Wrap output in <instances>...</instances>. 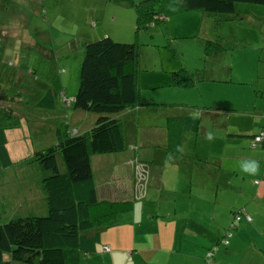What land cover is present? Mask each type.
Listing matches in <instances>:
<instances>
[{"label": "crops", "instance_id": "1", "mask_svg": "<svg viewBox=\"0 0 264 264\" xmlns=\"http://www.w3.org/2000/svg\"><path fill=\"white\" fill-rule=\"evenodd\" d=\"M179 27L174 24L167 29ZM195 34L204 36L201 32ZM263 38L238 37L237 44L241 47L230 51L223 66L219 64L227 54L203 55L204 67L200 71L195 70V75L187 72L191 69L185 71L194 81L190 87L174 86L173 76L170 79L144 76L146 83H143L140 80L143 73L137 74L142 89L153 92L157 88L168 89L156 98L152 97L154 93L141 94L143 100L152 101V97L165 109L134 107L128 111L130 117L123 129L127 149L121 154L129 153L131 158L139 155L152 164L149 187L144 200L133 201L131 158L122 162L117 155L109 156L116 166L97 187L98 198L115 208L130 206L117 215L113 227L101 233L96 251L83 264H264V145L251 148V138L264 124V86L252 88L261 79ZM253 51L258 52V60ZM2 59L1 55L0 62L5 61ZM176 68L173 66L171 70ZM204 72L207 74L203 76ZM176 112L183 113L180 153L158 151V147L167 145L168 116ZM70 119L73 127L83 131L86 121L90 122L89 117L76 112ZM148 124L152 126L150 130ZM26 128L23 124L15 138L19 149L9 152L12 162L15 158L27 160L29 157L24 155L28 152L30 156L34 154L33 145L25 148L21 143L28 134ZM223 132L227 133L226 139L221 137ZM137 140L138 149L131 151L130 145ZM6 149L10 150L9 137ZM20 149L23 151L18 153ZM233 163L252 175L240 172L247 176L246 180L233 177L229 181L225 169ZM239 211L241 219L226 235L233 213ZM104 247L108 251L99 252ZM208 253L212 256L207 259Z\"/></svg>", "mask_w": 264, "mask_h": 264}, {"label": "trees", "instance_id": "2", "mask_svg": "<svg viewBox=\"0 0 264 264\" xmlns=\"http://www.w3.org/2000/svg\"><path fill=\"white\" fill-rule=\"evenodd\" d=\"M0 1L10 4L12 1L19 3L24 0ZM125 1L135 10L136 34L165 20L160 11H152L148 7L154 0H140L138 3L133 0ZM239 3L264 6V0H181V7L184 11H201L210 16L232 14L235 12V5ZM221 52L218 44L209 41L205 43L206 56ZM138 58L136 44L118 43L105 35L84 44L79 87L69 103L62 100V89L59 92L57 89H45L42 99L35 104L37 110L31 111L33 108L24 104L21 94L15 97L1 90L0 116H6V120L0 123V161L3 168H10L13 164L6 150L8 137L22 131L23 118L27 127L25 130L29 134L31 128L35 129L33 122H36L38 132L46 131L45 134L52 137L50 142L57 141L26 160L29 164H38L45 213L40 209L25 211L24 208L30 205L31 199L21 203L20 207L13 206V211H0V264H80L96 251L101 233L115 225L117 215L129 209V204H124V209L115 208L114 204L99 200L97 187L105 182L106 175L112 173L115 163L105 162L113 167L97 182L92 159L100 155L116 156L126 152L124 130L119 119L121 112L137 106H149L152 110L165 109L152 101L140 103ZM29 74L33 79L36 77L34 70L29 71ZM172 76V83L176 87H190L194 84L184 71L173 73ZM18 82H21L19 78ZM61 101L66 105L65 110L89 117L90 127L81 132L73 127L75 124L64 113L59 115L57 110ZM37 111L43 113L46 120L43 117L38 121ZM23 114L30 116L29 121ZM52 114L58 117V122L49 121L48 116ZM170 115L167 121V145L156 148L158 151L179 154L182 146L183 113ZM9 117L14 119L11 123L7 121ZM263 130L264 124L251 138V143ZM137 143L139 140L128 146L129 149L136 151ZM263 145L264 139L254 148ZM59 159L62 168L59 166ZM142 159L135 155L129 160L133 161V184L136 165L143 164L148 170L145 194L138 200L133 198L136 202H141L146 197L151 175L152 164ZM235 227L236 224H232L226 235Z\"/></svg>", "mask_w": 264, "mask_h": 264}, {"label": "rangeland", "instance_id": "3", "mask_svg": "<svg viewBox=\"0 0 264 264\" xmlns=\"http://www.w3.org/2000/svg\"><path fill=\"white\" fill-rule=\"evenodd\" d=\"M133 1L138 3L140 0ZM148 7L152 11H160L165 16V20L136 34V13L125 0H24L19 3L12 1L10 4L0 1V56L5 59L0 62V94L2 91L6 94L11 93L15 97L21 94L24 104L26 106L29 104L33 108L31 111H34L37 110L35 104L42 99L45 89L51 91L62 89L64 98L60 97V99L69 103L79 87V70L84 57V44L105 35L118 43L137 45L138 75L143 73L140 77L143 83H146L144 76L170 79L173 73L185 72L188 69L191 70L187 72L195 75L197 73L195 70L200 71L201 67H204L203 55L205 57L216 55L212 53L209 56L205 55L207 41L220 46L222 52L218 55L227 54L225 61L219 64L223 66L229 60L230 51L241 47L237 44L238 37L245 38L251 35L256 40L264 37V6L261 5L239 3L235 5V12L232 14L210 16L201 11H184L181 0H154ZM174 24L180 27L174 30L167 29V26L172 27ZM1 25H5L6 28ZM198 32L204 36L198 37L195 34ZM253 52L258 60V52ZM173 66L177 68L171 70ZM181 66L185 70L181 69ZM31 70L35 72L34 79L29 74ZM206 74V72L202 73L203 76ZM259 76L261 79L255 82L253 90L264 86V63ZM18 78L21 82H18ZM139 88L140 95L154 93L152 96L154 98L156 95L161 97V94L168 90L157 88L153 92ZM152 97H150L152 102L159 103ZM63 101L58 103L57 113L59 115L64 113L70 119L74 112L65 110L66 105ZM148 102L150 101H145L141 97V104ZM23 115L29 121L30 116ZM43 117L46 120L45 115ZM129 117L128 111L119 114L123 129L126 128L125 124ZM39 118L41 119L42 115H38ZM48 119L56 121L58 117L52 115L48 116ZM4 120L6 116H0V123ZM13 120L11 117L7 119L8 123ZM86 122L88 124L84 128L87 129L91 121ZM22 123L25 124L24 118ZM33 124L35 129L31 128V134L24 135L21 143L25 148L33 145L31 150L36 154L57 140L50 142V137L45 134L46 131L38 132V124L36 122ZM138 124L139 122H136V126ZM151 127V124H148L149 130ZM79 131L83 130L79 129ZM17 134L15 132L9 137L10 150L6 149L8 154L19 149L15 141ZM226 135L227 133L223 132L221 137L226 139ZM244 149L252 151L249 148ZM22 151L20 149L18 153ZM30 154L31 152H28L24 156L30 158ZM109 156L111 155H100L92 159L93 173L97 182L113 167L112 164H105L107 161L111 162L107 159L110 158ZM117 156L122 162L128 157L131 158L129 153H119ZM20 159L15 158L10 168H3L0 161V211L5 213L13 211V206L20 207L21 203L31 199L32 202L29 206H25L24 210L34 212L40 209L45 213L38 164H29L26 159ZM58 163L62 168L60 159ZM129 164L132 167L133 161ZM234 164L236 163L225 169L229 173V181H233V177L246 180L247 176L238 174L240 172H247L248 176L252 175L251 171ZM5 216L8 217L7 214ZM5 259L9 260L7 256Z\"/></svg>", "mask_w": 264, "mask_h": 264}, {"label": "built area", "instance_id": "4", "mask_svg": "<svg viewBox=\"0 0 264 264\" xmlns=\"http://www.w3.org/2000/svg\"><path fill=\"white\" fill-rule=\"evenodd\" d=\"M264 139V130L259 133L258 136H256L251 143V148H254V146L258 143H260ZM135 174H134V195L136 200L143 198V195L145 194V189H146V180L148 177V170L143 164H138L135 166ZM242 212L239 211L234 215V223L239 222L241 218ZM247 221H250L249 216L246 218ZM232 226V225H231ZM229 235V234H228ZM105 250H108L105 248ZM212 256V253H208L206 258H210Z\"/></svg>", "mask_w": 264, "mask_h": 264}, {"label": "clouds", "instance_id": "5", "mask_svg": "<svg viewBox=\"0 0 264 264\" xmlns=\"http://www.w3.org/2000/svg\"><path fill=\"white\" fill-rule=\"evenodd\" d=\"M246 170H247V169H246ZM236 213H237V212H234V213H233V219H232L233 222H234V215H235ZM240 219H241V218H240ZM233 222L231 223V225L233 224ZM234 224H238V222H237V223H234ZM231 225H230V227H231ZM105 248H106V247L102 248V251H103V252H107V251H108V250H105ZM107 249H108V248H107Z\"/></svg>", "mask_w": 264, "mask_h": 264}]
</instances>
